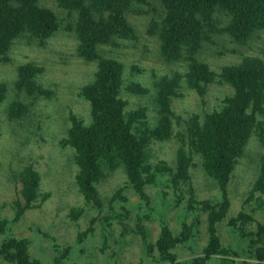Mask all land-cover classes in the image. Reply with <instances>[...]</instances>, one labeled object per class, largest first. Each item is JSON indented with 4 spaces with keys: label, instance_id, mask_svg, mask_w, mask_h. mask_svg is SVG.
<instances>
[{
    "label": "rangeland",
    "instance_id": "374dc122",
    "mask_svg": "<svg viewBox=\"0 0 264 264\" xmlns=\"http://www.w3.org/2000/svg\"><path fill=\"white\" fill-rule=\"evenodd\" d=\"M147 1L136 2L146 12L125 16L136 36L115 32L114 44H97L87 58L79 12L39 0L38 19L52 21L51 30L32 37L25 12V29L0 53V264H198L193 260L203 257L207 264H264V241L257 240L264 109L227 179L207 167L201 148L207 115L221 112L236 91L226 67L246 56L264 60V31L247 45L214 34L197 54L213 79L190 80L189 61L167 60L159 35L149 33L165 0ZM23 66L29 78L21 77ZM104 69L113 80L101 91ZM103 97L106 106L123 105L129 122L116 167L97 164L71 133L94 125V103ZM161 101L172 120L166 137L156 130ZM184 157L188 180L180 176ZM32 169L39 176L33 190L24 176Z\"/></svg>",
    "mask_w": 264,
    "mask_h": 264
},
{
    "label": "trees",
    "instance_id": "16d2710c",
    "mask_svg": "<svg viewBox=\"0 0 264 264\" xmlns=\"http://www.w3.org/2000/svg\"><path fill=\"white\" fill-rule=\"evenodd\" d=\"M38 1L0 0V53L11 46V39L16 37L15 33L25 29L26 22L29 23L30 27L27 30L32 37L43 38L47 31L51 30L52 21H49L46 16L45 22L38 19L41 10L38 7ZM136 2L150 5L147 0H59V3L69 11L79 12L81 20L77 31L83 38L84 54L87 58H94L92 49L97 44H114L115 32L129 37L136 36L134 27L125 17L126 13L134 10L146 12L142 7H137ZM164 6L166 7L164 14L159 21H152L149 33L159 35L161 52L167 60L189 61L190 71L187 76L190 80L194 77L196 81L205 80L206 82L205 77L208 76L210 80L207 82L213 79L210 66L200 61L197 54L203 49L204 41H211L214 34L227 33L234 42L247 45L264 31V0H165ZM152 11L156 14L160 13L154 6ZM25 12L27 16L24 17ZM33 17L35 19L30 24L29 19ZM37 21L42 24L38 25ZM104 62L110 63L108 60ZM29 74L26 66L20 69L23 79L29 78ZM226 76L231 83L235 84V94L221 112L207 115L201 131L203 144L201 148L204 150L202 152L206 157V165L211 170L220 172L223 179L228 178L227 173L235 166L237 157L243 155L247 142L258 123L256 113L264 109V60L260 57L246 56L239 64L226 67ZM112 80V73L104 69L99 82L101 91L108 89ZM173 83H176V79ZM164 84H169V81H163ZM104 99L103 97L98 103H94L96 114L94 125L88 129L81 127L80 124V127L71 130V133L75 132V138H80L93 150L92 155L97 164L106 162L116 167L123 159L121 156L125 153L123 149L126 142L131 138L124 133L129 122L126 119V113H123V105L120 107L113 102L112 106H106L107 101ZM160 104L166 108L162 107V109L159 106L160 123L156 130L160 137H166L170 135L172 120L167 102L166 105L163 101ZM77 123L75 121V125ZM132 140L135 142V138ZM125 161L128 173L138 178L134 161L131 159ZM179 166H182L180 176L183 180H188L190 178L189 160L185 157L180 159ZM262 168L263 173L261 172L262 176L259 179L264 180V164ZM92 170L93 173L99 172L95 168ZM24 176L28 187L33 190L39 180L37 172L33 169L25 171ZM259 230L257 240L262 242L264 226H260ZM260 252H264V243ZM208 259L203 257L193 261L198 264H207Z\"/></svg>",
    "mask_w": 264,
    "mask_h": 264
}]
</instances>
